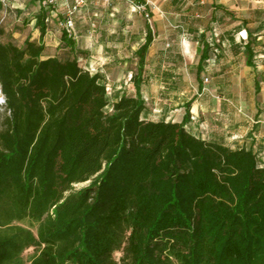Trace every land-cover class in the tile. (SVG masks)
<instances>
[{
	"label": "trees",
	"instance_id": "16d2710c",
	"mask_svg": "<svg viewBox=\"0 0 264 264\" xmlns=\"http://www.w3.org/2000/svg\"><path fill=\"white\" fill-rule=\"evenodd\" d=\"M47 13L40 42L0 41V264H264L257 155L192 134L190 107L182 123L154 122L139 93L111 102L64 30L44 58ZM152 43L149 29L137 92Z\"/></svg>",
	"mask_w": 264,
	"mask_h": 264
},
{
	"label": "crops",
	"instance_id": "0c3cea01",
	"mask_svg": "<svg viewBox=\"0 0 264 264\" xmlns=\"http://www.w3.org/2000/svg\"><path fill=\"white\" fill-rule=\"evenodd\" d=\"M141 1L148 3L146 10L149 13H155L150 3L156 9L186 8L184 2L177 0ZM36 5L39 12L33 17L36 32L31 40L41 41L37 16L42 7L48 9L42 43L46 46L44 58L54 57L59 53L61 36L55 37L58 42H54L56 46L51 49L48 36L51 40L60 32L58 29L63 31L59 23L65 18V8L62 3L46 6L44 0H37ZM190 5L194 6V15L186 16L183 12L179 21L185 25L193 24L196 45L186 41L182 53L170 48L169 43L160 45L165 27L163 17L157 13H151L155 26L145 22L141 28H136L135 24L133 29L127 26L130 30L123 29L122 22L133 21L134 17L130 13L123 18L127 10L123 9L122 1L93 5L77 14L73 37L79 51L101 47L105 51L103 62L95 70L85 69L91 74H99L101 82L110 87L108 98L111 102L123 96L136 97L139 93L146 104L143 118L154 122L182 123L190 107V119L185 126L192 134L232 150L252 151L260 164H264V96L258 97L264 95V0H194ZM111 21L119 25L112 27ZM48 25L55 27L53 32ZM149 29L153 33V43L146 57L143 83L137 92L132 80L139 63L136 52L145 42ZM128 34L130 39L139 38L138 46L128 55L126 48H121L115 55L109 53L111 43L115 40L127 43ZM250 41L254 56L249 63L247 44ZM187 44L191 52L187 51ZM117 45L114 42V47ZM205 52L208 57L200 64ZM181 57H188L190 61H180ZM132 65L135 68H130ZM115 68L119 73L111 77ZM196 89L199 92H195ZM192 116L196 119L192 120Z\"/></svg>",
	"mask_w": 264,
	"mask_h": 264
},
{
	"label": "rangeland",
	"instance_id": "374dc122",
	"mask_svg": "<svg viewBox=\"0 0 264 264\" xmlns=\"http://www.w3.org/2000/svg\"><path fill=\"white\" fill-rule=\"evenodd\" d=\"M151 2L153 0H150ZM149 1V3H150ZM171 1V0H167ZM181 3H183V6L186 8L183 9L180 8H170V9H156L155 5L151 4L152 6V11L155 13L151 12L152 14H159V16L163 17V26L164 28V37H162V41H160V45L163 43H169L170 48L174 49L176 52L182 53L183 49V44L186 41H191L193 45H196L194 43V32H193V24L185 25L179 21L180 14L185 12L187 13L186 16H192L195 13V9L193 5H190L194 0H177ZM37 0H0L1 4V10H0V30L4 31V34L0 36V41L2 42H9L12 41L16 43L19 46H22L26 38H32L36 32V26L33 20V17L35 14H37L38 8L36 5ZM4 3L6 6H4ZM132 6L129 2L127 1H122V7L125 9L126 13L123 14V18L126 16H129L130 13L133 14L134 20L133 21H127V22H122L123 29H125L127 26H130L132 29L134 28L133 24H135L136 28H141L145 22L152 23L155 26V20L153 16H151V13L146 11L145 13L139 12V11H134L132 12ZM121 12V11H120ZM146 13H149L150 16L147 18ZM30 14V17L28 15ZM136 16V17H135ZM110 25L113 26H118L119 23L113 24V21L109 22ZM129 28H126V30H130ZM55 27L52 25H48V29L53 32V29ZM58 29V28H57ZM155 30L157 32V28L155 27ZM58 34L54 36L50 40V35L48 36V43H49V48H53L56 46V43L58 42L55 41V37L59 38L61 36V30L58 29ZM39 33V32H38ZM139 38L138 39H130V34H128L127 38V43L121 42L120 40H115L114 42H117L118 45L117 47H114V42L111 43L109 47V53L116 54L118 50L121 48H126L125 53L128 55L132 50L133 47H137V43H139ZM141 43V42H140ZM123 46V47H122ZM62 52V51H61ZM60 52V53H61ZM105 51L104 47L97 48L96 50H89L88 52H81L78 53L79 57V62L81 66L85 69H92L94 70L97 68L99 63L103 62L105 58ZM130 59L133 58V55H129ZM198 60V57H196ZM184 59V57H181L179 60L181 61ZM189 60L188 57L184 59V61ZM183 61V60H182ZM183 61V62H184ZM190 61V60H189ZM194 59L191 60L193 62ZM136 62V61H134ZM131 64V63H130ZM129 64V65H130ZM194 64V63H192ZM187 67V66H186ZM130 68H135L133 65L130 66ZM119 73V71L115 68L113 71V76L114 77ZM247 91V90H246ZM195 92H199L198 89L195 90ZM264 95L260 94L258 97L262 98ZM264 166V164H262ZM83 186V185H80ZM79 186V187H80ZM37 250L35 248H29L24 252V258L27 263L31 260V258L36 254ZM115 259L119 260L120 257L122 256V252H116L115 253Z\"/></svg>",
	"mask_w": 264,
	"mask_h": 264
},
{
	"label": "built area",
	"instance_id": "2783aa9c",
	"mask_svg": "<svg viewBox=\"0 0 264 264\" xmlns=\"http://www.w3.org/2000/svg\"><path fill=\"white\" fill-rule=\"evenodd\" d=\"M115 1H127L132 6V9L134 11H139L145 13L147 10V4H139L136 3L134 0H44V5L46 6H56L60 3L65 8V18L59 23V26L62 30L66 31L68 34L73 36V32L75 30L76 24H75V16L81 12L87 11L91 6L93 5H110L111 3ZM4 2V1H3ZM4 6L6 4L4 3ZM150 16L149 13H146V17L148 18ZM209 80L206 78L205 83H207ZM107 95L110 92V87L106 86ZM203 91H206L204 89ZM0 109L1 111L10 114V111L6 108V99L5 96L1 90L0 85ZM195 116H192V120H195Z\"/></svg>",
	"mask_w": 264,
	"mask_h": 264
},
{
	"label": "bare ground",
	"instance_id": "6f19581e",
	"mask_svg": "<svg viewBox=\"0 0 264 264\" xmlns=\"http://www.w3.org/2000/svg\"><path fill=\"white\" fill-rule=\"evenodd\" d=\"M186 49H187V51L191 52V48H190L189 44L186 45Z\"/></svg>",
	"mask_w": 264,
	"mask_h": 264
}]
</instances>
